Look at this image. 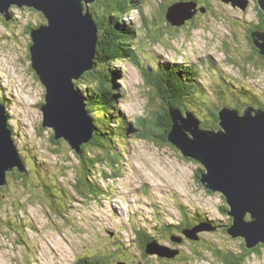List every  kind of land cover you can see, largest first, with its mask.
<instances>
[{"label":"rangeland","instance_id":"obj_1","mask_svg":"<svg viewBox=\"0 0 264 264\" xmlns=\"http://www.w3.org/2000/svg\"><path fill=\"white\" fill-rule=\"evenodd\" d=\"M205 1L215 11L201 14L198 28L183 27L184 31L170 25L168 34L164 29L168 22L165 18L163 22L156 18L158 37L151 36L158 41L152 42V37L145 39L143 34L138 36L144 38L142 64L146 62L155 68L157 62L160 65L170 62L191 68L199 75L198 81L217 108L232 105L228 100L216 101L214 85L221 81L232 82L233 86L240 83L246 91L264 99V60H258L259 54L254 53L248 39V29L264 14L257 0H247L245 10L221 0ZM92 3H88L89 8ZM158 5L156 2L154 8ZM9 10L11 20H5L4 14H0V100L7 105L8 124L20 155L25 160L31 156L29 164L43 163L49 173L58 174L59 187L70 196L57 199L65 207L56 212L44 194L23 183L18 173L8 176L11 183L1 190L4 195L0 200V264H76L78 259L96 254L107 257V264H117L119 259L126 264H221L213 249H209L212 245L220 249L239 248L242 238L222 234L232 224L230 217L221 211L226 205L224 198L218 192L205 189L197 179L203 166L183 157L170 144L142 139L137 134L131 136L130 127L126 129L124 144L116 149L124 161L118 162L117 177L108 166H100L106 179L101 181L99 175L92 179L105 195L88 200L74 192L70 185L77 175L74 171L77 160L66 149L64 140H58L59 147L54 146L52 129L41 126L39 105L44 103L45 91L31 69L30 35L26 26L30 23L36 26L39 17L36 11H29L25 6ZM142 13L152 15L150 2H146L144 10H134L125 18L127 26L141 30ZM253 61L260 63L259 69L253 66ZM111 68L123 80L119 77L116 82L118 88L124 89L116 109L136 131L134 123L149 117L145 79L139 67L131 62L112 63ZM114 76L118 77L117 73ZM204 120L208 123L209 118ZM27 169L25 166L24 171ZM182 209L189 213L201 212L209 221L193 228L204 242L200 244L184 237L178 243H167L162 241L165 239L162 235L156 239L158 244L165 245L166 249H161L180 251L181 257H160L155 245L150 246L152 253L143 257L135 230L148 231L170 222L180 224ZM245 219L250 220L249 214ZM214 221L220 222L221 228L212 226ZM119 248L126 250L124 255L116 250ZM259 249L260 254L248 255L245 264H264V248Z\"/></svg>","mask_w":264,"mask_h":264},{"label":"water","instance_id":"obj_2","mask_svg":"<svg viewBox=\"0 0 264 264\" xmlns=\"http://www.w3.org/2000/svg\"><path fill=\"white\" fill-rule=\"evenodd\" d=\"M221 1L242 10L248 5L247 0ZM91 2L94 0H0V14L5 20L10 19V7L25 6L40 12L47 21L30 31L29 46L31 69L45 91L44 103L39 105L41 126L52 129L54 140H64L76 154L82 145L92 141L94 134L84 99L75 85L93 68L97 27L88 5ZM257 3L264 12V0ZM196 12L195 3L175 2L168 5L165 20L179 27ZM250 36L253 46L264 56V32L253 31ZM247 109L239 114L235 109L221 108L220 129L216 131L201 128L190 113L183 116L169 108L167 142L183 157L203 166L204 170L198 171V181L208 191L220 193L228 206L226 213L232 224L227 233L242 238L246 248H253L264 243V112ZM7 121L0 103V186L5 185L8 172L24 170ZM196 232L191 229L184 234L192 240ZM151 245L158 247L160 257L169 259L177 254L162 250L165 246L156 242L147 244V254L153 251Z\"/></svg>","mask_w":264,"mask_h":264},{"label":"trees","instance_id":"obj_3","mask_svg":"<svg viewBox=\"0 0 264 264\" xmlns=\"http://www.w3.org/2000/svg\"><path fill=\"white\" fill-rule=\"evenodd\" d=\"M146 2L147 4L148 2L151 4L152 15L147 16L142 13L141 22L143 28L138 31L136 28L128 27L124 19L134 10H144ZM146 2L138 0H94L90 5V13L97 27L93 68L91 71L85 72L80 79L75 81V85L81 97L84 99L86 110L94 128V134L91 142L81 146L79 154H76L71 150L68 144L65 143L66 149L73 154L77 160L74 170L75 173L77 172V175L70 187L74 192L78 193L77 195H84L88 200H96L97 196L100 194L105 195L99 187V184L92 180L98 175L101 176V181L103 178L106 179V175L100 166H105L106 168L108 166L111 170H114V177H117L118 162L124 161L122 155L118 154L116 149H118L119 145L122 146L124 140L127 139L126 129L129 127L133 133L131 136L137 134V136L140 138L142 137V139L157 140L159 144H168L167 133L171 126L168 114L169 108L178 110L183 116H185L186 113H190L200 121L201 128L216 131L220 129L218 124V111L221 108L235 109L239 114H241L240 112L243 113L245 107H254L264 112V99L255 92L246 91L244 86L239 82L238 85L240 87L233 86L232 82L231 84L224 81H221L219 84L215 83L216 101L219 100L225 103V101L228 100L232 103V105L224 104L222 107L219 106V108H217L207 96L206 89L202 82L198 85L195 81L197 73L190 72L189 69L191 68H184L180 65H171L168 63H162V65H160V62L156 63L155 68H150L146 62L142 64L144 38H150L153 34L158 37L157 29L159 28L156 18L160 20V22H163L168 5L175 2H192L196 5L198 4L196 8L197 12L192 18L178 27L181 28V30H184V28H198L197 25L201 14L204 16V13H213L215 11L213 5L211 6V3L205 0H147ZM156 2L159 3V8L158 6L154 8ZM13 7L16 8L15 6ZM201 9L204 10V12H201ZM29 11H31V9H29ZM32 11L35 12L36 10L32 9ZM36 12L39 17L37 24H46L47 21L43 15L38 11ZM165 25L167 26L165 27ZM165 25L164 29L169 34L172 27L168 24ZM28 30L29 28L27 27V31ZM253 31L264 32V20L261 16L257 24L250 26L248 29V39L251 45L253 44L250 34ZM141 34L145 36L142 39L138 38ZM152 38V42L156 43V41H158L155 40L154 36ZM138 40L141 41L140 44H137L139 42ZM120 61H124V63L127 64L131 62L136 67H139L148 90L149 117L146 116L147 118H142L139 120V123H134L136 131L132 129V126L126 121L125 117L122 116L119 109H116L117 102L121 99L124 89L118 88L116 85L118 78H122V75H120L117 70H112L111 64ZM229 61H232V59H229ZM253 63L255 64L253 66L257 69L260 68V63H256V61H253ZM140 66H142V68ZM114 73H117L118 77L114 76ZM120 81L123 80L121 79ZM119 91H121V93ZM204 117L209 118L207 121L208 123H206ZM210 121H212V123H210ZM8 128L11 131L9 125ZM12 139L15 143L13 136ZM52 141L54 146L59 147L60 141H55L53 136ZM21 158L24 169L25 166L28 169L22 173L14 170L6 174V183L0 188V200L4 195V192L1 190L11 183L8 176L18 173V177H20L23 183H27L38 192H42L46 198L45 200H48L54 211L59 212V210L65 207V204H62L61 201L58 202L57 199L64 200L67 196H70L67 190H63L59 187L57 182L59 175L53 171L49 173L43 163H36V165L32 163L29 164L33 158L31 156L28 160H25L24 157ZM95 167L99 168L96 169ZM199 176L198 173L197 179ZM227 210V204L221 208V211L225 214H227ZM205 219L206 218L201 212L189 213L182 209V220L180 224L175 225L173 222H170L168 225L158 224L148 231L144 230L142 232L141 230H135V236L137 237L138 247L141 249L142 256L147 257L145 250L149 242H154L164 235L163 237H165V239L162 241L167 243H169V241L178 243L180 239L186 237L183 234L184 230L191 229L195 225L203 222H209ZM230 219L232 220L231 217ZM211 225L216 227V229L222 226L220 222L215 221L211 223ZM227 228L225 227L223 229V235L228 234ZM195 237L196 239H192V241H196V243L199 242L200 244L202 241L204 242L201 235L195 234ZM242 241L243 243H241L239 248L222 247L220 249L212 245L209 249H213V254L220 259L221 264H245L248 255L257 256L260 254L259 247L264 248V243H259L253 248H246L245 241L243 239ZM116 250L120 252L121 255H124L126 251L120 248ZM191 250L192 249H190V251ZM176 255L177 258H180V251H178ZM85 257L86 258L78 259L76 264H107V257L101 256L100 254L93 255L92 258L88 256ZM184 259L188 261V259Z\"/></svg>","mask_w":264,"mask_h":264},{"label":"flooded vegetation","instance_id":"obj_4","mask_svg":"<svg viewBox=\"0 0 264 264\" xmlns=\"http://www.w3.org/2000/svg\"><path fill=\"white\" fill-rule=\"evenodd\" d=\"M197 7H198V4H197ZM261 17H262V19L264 20V14H261ZM252 47H253L254 53L258 55L259 53H257V51H256V49L254 48L253 45H252ZM262 58H263V59H262ZM258 60H259V61L264 60V56H261V55L259 54V55H258Z\"/></svg>","mask_w":264,"mask_h":264},{"label":"clouds","instance_id":"obj_5","mask_svg":"<svg viewBox=\"0 0 264 264\" xmlns=\"http://www.w3.org/2000/svg\"><path fill=\"white\" fill-rule=\"evenodd\" d=\"M13 7V6H12ZM14 8V7H13ZM15 9H19V8H15ZM32 10V9H31ZM36 28V27H35ZM29 33V32H28ZM30 35V34H29ZM31 45V38H30V42H29V46ZM29 57H30V55H29ZM31 62V61H30ZM190 72H191V70H189ZM199 82V81H198ZM200 84V83H199Z\"/></svg>","mask_w":264,"mask_h":264},{"label":"bare ground","instance_id":"obj_6","mask_svg":"<svg viewBox=\"0 0 264 264\" xmlns=\"http://www.w3.org/2000/svg\"><path fill=\"white\" fill-rule=\"evenodd\" d=\"M24 7V6H23ZM28 8V7H27ZM29 9H31V8H29ZM16 16V15H15ZM4 109H5V105H4ZM5 113H6V110H5ZM7 114V113H6Z\"/></svg>","mask_w":264,"mask_h":264}]
</instances>
